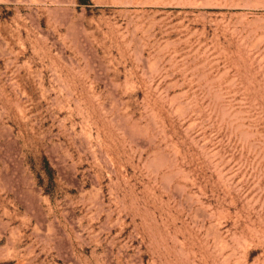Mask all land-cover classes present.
Instances as JSON below:
<instances>
[{"label": "rangeland", "instance_id": "1", "mask_svg": "<svg viewBox=\"0 0 264 264\" xmlns=\"http://www.w3.org/2000/svg\"><path fill=\"white\" fill-rule=\"evenodd\" d=\"M0 264H264V0H0Z\"/></svg>", "mask_w": 264, "mask_h": 264}, {"label": "trees", "instance_id": "2", "mask_svg": "<svg viewBox=\"0 0 264 264\" xmlns=\"http://www.w3.org/2000/svg\"><path fill=\"white\" fill-rule=\"evenodd\" d=\"M84 3H87V2H84ZM88 4V3H87Z\"/></svg>", "mask_w": 264, "mask_h": 264}]
</instances>
